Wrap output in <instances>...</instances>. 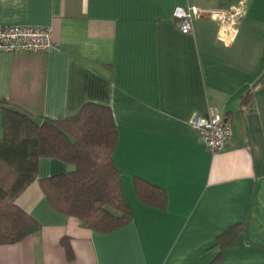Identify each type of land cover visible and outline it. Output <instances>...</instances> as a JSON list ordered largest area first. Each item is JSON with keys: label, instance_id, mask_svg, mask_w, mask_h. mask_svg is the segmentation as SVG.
<instances>
[{"label": "crops", "instance_id": "crops-1", "mask_svg": "<svg viewBox=\"0 0 264 264\" xmlns=\"http://www.w3.org/2000/svg\"><path fill=\"white\" fill-rule=\"evenodd\" d=\"M235 1L0 0L1 23L53 30L51 48L0 50V100L51 118L88 101L108 105L132 215L113 231L93 230L52 208L35 179L15 201L39 228L0 244V264H264V0H247L228 46L213 18H194L184 33L172 14ZM209 105L231 122L217 152L189 122ZM66 168L41 157L37 177ZM137 176L165 190L166 207L140 200ZM233 225L240 231L222 245Z\"/></svg>", "mask_w": 264, "mask_h": 264}, {"label": "trees", "instance_id": "trees-1", "mask_svg": "<svg viewBox=\"0 0 264 264\" xmlns=\"http://www.w3.org/2000/svg\"><path fill=\"white\" fill-rule=\"evenodd\" d=\"M0 114V244L16 242L39 228L15 201L35 179L52 208L76 217L83 226L110 232L131 220L113 162L117 130L108 105L88 101L74 114L51 118L0 100ZM41 157L58 158L67 168L37 177ZM134 188L143 203L166 207L163 188L138 176ZM238 231L239 225H233L217 241L227 244Z\"/></svg>", "mask_w": 264, "mask_h": 264}, {"label": "built area", "instance_id": "built-area-1", "mask_svg": "<svg viewBox=\"0 0 264 264\" xmlns=\"http://www.w3.org/2000/svg\"><path fill=\"white\" fill-rule=\"evenodd\" d=\"M247 0H237L225 9H202L195 5H176L172 14L178 20L184 33L192 29V20L210 17L217 23V40L230 45L238 30ZM52 27L42 25H7L0 22L1 51H31L48 49L53 46ZM190 124L195 128L200 140L212 152L223 150L232 136L231 122L216 105H209L204 114L192 112Z\"/></svg>", "mask_w": 264, "mask_h": 264}, {"label": "rangeland", "instance_id": "rangeland-1", "mask_svg": "<svg viewBox=\"0 0 264 264\" xmlns=\"http://www.w3.org/2000/svg\"><path fill=\"white\" fill-rule=\"evenodd\" d=\"M2 136V133H1V131H0V137Z\"/></svg>", "mask_w": 264, "mask_h": 264}]
</instances>
